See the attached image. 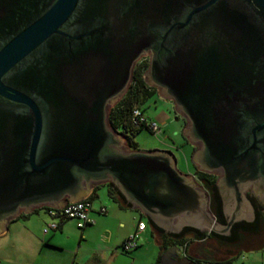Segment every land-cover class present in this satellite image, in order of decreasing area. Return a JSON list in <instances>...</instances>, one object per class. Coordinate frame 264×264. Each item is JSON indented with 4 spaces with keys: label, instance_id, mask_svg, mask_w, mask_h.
Instances as JSON below:
<instances>
[{
    "label": "water",
    "instance_id": "1",
    "mask_svg": "<svg viewBox=\"0 0 264 264\" xmlns=\"http://www.w3.org/2000/svg\"><path fill=\"white\" fill-rule=\"evenodd\" d=\"M144 57L145 84L186 121L191 163L216 177L226 225L170 150H130L108 122ZM107 184L166 234L253 221L248 195L264 208V0H0V234ZM179 255L172 246L159 264L189 261Z\"/></svg>",
    "mask_w": 264,
    "mask_h": 264
},
{
    "label": "crops",
    "instance_id": "2",
    "mask_svg": "<svg viewBox=\"0 0 264 264\" xmlns=\"http://www.w3.org/2000/svg\"><path fill=\"white\" fill-rule=\"evenodd\" d=\"M193 167L196 169L194 165ZM194 179L198 182L195 177ZM99 189H105L106 192H99L101 191ZM94 194L95 196L91 201V212L89 216L91 219L94 220L95 223L93 226L86 227L92 229L85 231L84 228L83 230H80V238L84 243H90V247L86 244V246H83L81 241H79L75 251L74 249H70V251L67 250V252L70 254L73 251V257L69 262H66L65 264H74L75 262H77L78 264H105L99 259V256L102 255V250L118 249L119 251H122L120 249V245L122 244V242L135 232L137 222L140 220L143 221L144 219L143 215L137 209L123 207L121 206L119 201H115L108 194V190L105 185L97 186V189H95ZM94 200L97 201L96 206L93 205ZM102 208L105 210L104 214L100 213V210ZM41 211L45 213L44 210ZM106 216L108 218H113V220H117V225L113 228V230L107 228L106 225L108 218H105ZM124 217L127 218H125V220H122V218ZM67 222L69 221L60 223L58 228L54 231L48 230L44 232V225L46 223V220H44L43 217L39 216V212H36V210L28 214L20 215L18 218L12 220L7 225L4 232L0 234V264H16L15 260L9 261V259H4L3 252H5L6 249H12L17 251L21 249L24 244H29L31 254L32 252L35 254V256L26 260V263L24 264H51L50 257H47L49 251L48 249H56L55 247L63 248L61 243L73 237V232H71L72 225L67 224ZM147 229L151 231L155 239V243L159 247V254L153 264H159L161 255L167 250L166 248H170V246L164 248L162 241L159 239V233L154 229H150L148 226H146L145 230L142 232L141 238ZM91 235H95L97 239H92L93 237ZM184 238L186 239L185 253H195L200 246L196 238L189 234L186 235ZM177 246L179 247L180 245ZM82 247L86 250L92 248L94 257H92V259L90 260H86L85 257L82 259H78L77 256L79 254L80 248ZM131 252H128L127 254L131 257L132 262L134 258L132 257ZM226 261H229V259L223 260L222 262ZM56 264L60 263L58 262ZM200 264L206 263L200 262Z\"/></svg>",
    "mask_w": 264,
    "mask_h": 264
},
{
    "label": "rangeland",
    "instance_id": "3",
    "mask_svg": "<svg viewBox=\"0 0 264 264\" xmlns=\"http://www.w3.org/2000/svg\"><path fill=\"white\" fill-rule=\"evenodd\" d=\"M145 58L147 59V57ZM140 109L143 111V115L147 120H152L160 125L162 133L158 136H154L145 129L139 130L133 136V140L137 144L136 150L141 152L152 150H170L176 159L177 169L182 173L191 171L192 164L190 162V156L194 149L191 148L190 145H187V140L181 134V132L183 131L182 126H185V121H182L183 118H181L179 115H175L172 104L162 98L158 94V92H156L155 95L148 98L144 103L140 105ZM99 190H101L99 192L105 191V189ZM93 205H97L96 200L93 201ZM41 210L42 209L36 210V212H39V216L43 217V219L46 220V223L44 225L45 229L46 225L50 221V218ZM105 218L108 217L106 216ZM125 218L127 217L122 218V220H125ZM143 222L146 224V226H148L144 219ZM74 223V221L67 222V224L72 225L71 232H73V237L61 243L63 248H57L54 246L56 249H48L49 251L47 257H50L51 264H56L58 262L60 264H65L66 262H69L73 257V251L70 254L67 252V250L70 251V249H74L75 251L79 241H81L83 246L87 245L90 247V243L86 244L80 238V230L83 229L77 228L75 226L76 223ZM116 225L117 220L108 218L106 225L107 228L113 230ZM89 229L92 228H85V231ZM91 236L93 237L92 239H97L95 235ZM3 253L4 259H9V261L15 260L16 264H24L26 263V260L35 256L33 252L31 254L29 244H24L21 249L17 251L6 249ZM158 254L159 247L156 245L151 231L147 229L141 240L139 241V247L131 252L132 257L134 258L131 264H153ZM84 257L86 258V260L92 259V257H94L93 249L89 248L88 250H86L83 249V247L80 248L77 258L82 259ZM229 261L230 264H264V241L259 242L258 246L254 249H243L237 252L231 257ZM74 264L78 263L75 262Z\"/></svg>",
    "mask_w": 264,
    "mask_h": 264
},
{
    "label": "trees",
    "instance_id": "4",
    "mask_svg": "<svg viewBox=\"0 0 264 264\" xmlns=\"http://www.w3.org/2000/svg\"><path fill=\"white\" fill-rule=\"evenodd\" d=\"M148 67V61L146 58L140 59L133 68L132 71V78L131 83L124 94V96L109 110L108 113V122L110 126L116 130L117 132L124 134L126 137V144L130 150H136L137 144L133 140V136L135 133H137L139 130H142L143 128H135L131 123V111L133 108L137 107L140 108V105L144 103L148 98L152 97L156 94V91L147 86L143 80V75ZM142 111V110H141ZM143 113V111H142ZM198 182L200 185L207 191L210 192L212 197V203H210V210L214 217L219 220V209L214 206L213 200H216V187H215V181L216 177L213 175L205 174V173H198L197 177ZM108 190V194L115 200H122L119 193L116 191V189L111 185L107 184L105 185ZM97 189V187H95ZM94 189V191H95ZM93 193L88 197V201H92L93 197L95 196ZM47 208H42V210H45ZM147 225L150 224L147 222ZM155 231H157L160 235V239L162 241V244L164 248L168 246H175V245H181L184 244L186 239L184 238L186 235H192L195 238H200L204 234L202 232L185 228L182 230L181 233L177 235H170L165 234L162 231L158 230L157 228H154ZM217 264H230V261L226 262H220Z\"/></svg>",
    "mask_w": 264,
    "mask_h": 264
},
{
    "label": "flooded vegetation",
    "instance_id": "5",
    "mask_svg": "<svg viewBox=\"0 0 264 264\" xmlns=\"http://www.w3.org/2000/svg\"><path fill=\"white\" fill-rule=\"evenodd\" d=\"M155 91L157 92V90ZM175 115L177 114L175 113ZM182 121L185 120L183 119ZM185 126H186V121H185ZM185 126H182V130H184ZM187 145L190 144L187 143ZM190 146L191 148L195 149L192 145ZM186 173L193 174L194 177L197 179L199 172L196 171V169L192 165V170ZM208 194H209V205H210V203H212L213 196L211 197L210 192H208ZM216 196L217 197H215V199L216 198L217 199L213 200L214 206L219 209V220L217 219L216 220L220 224L226 225L227 219L222 212L221 202L217 190H216ZM248 199L251 202V205L254 209L253 221L234 223L229 229L227 235H216L213 233L202 232L204 235L201 236L200 238H196V240H199L198 241V243L200 244L199 249L193 254L185 253V256L182 257L181 255H179L178 256L179 261L183 257H187L189 261L186 264H200V262L206 264H217L226 259L230 260L234 254H236L237 252L243 249L245 250L254 249L258 246L259 242L264 241V208L253 196L248 195ZM144 220L147 221L145 217ZM148 227L150 229L156 228L152 224H148ZM159 239H160V235H159Z\"/></svg>",
    "mask_w": 264,
    "mask_h": 264
},
{
    "label": "built area",
    "instance_id": "6",
    "mask_svg": "<svg viewBox=\"0 0 264 264\" xmlns=\"http://www.w3.org/2000/svg\"><path fill=\"white\" fill-rule=\"evenodd\" d=\"M130 118L131 123L135 128L141 127L149 131L154 136H158L162 133L160 125L152 120H147L140 108H133ZM44 211L50 218V223L46 226L44 232L48 230H56L59 224L65 221H74L76 223V227L79 229L93 226L95 223L94 220L89 216L91 212V202L88 201V199L74 203H66L61 209L47 208ZM100 213L104 214L105 210L102 208ZM145 227L146 224L143 221H138L135 232L122 242L120 249L125 253L137 249L139 246V241L141 240V234L145 230ZM185 247L186 243L179 246V253L182 256H185Z\"/></svg>",
    "mask_w": 264,
    "mask_h": 264
}]
</instances>
